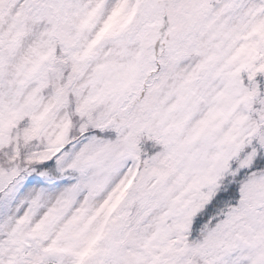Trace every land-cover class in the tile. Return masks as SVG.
<instances>
[{"label": "snow or ice", "instance_id": "snow-or-ice-1", "mask_svg": "<svg viewBox=\"0 0 264 264\" xmlns=\"http://www.w3.org/2000/svg\"><path fill=\"white\" fill-rule=\"evenodd\" d=\"M0 264H264V0H0Z\"/></svg>", "mask_w": 264, "mask_h": 264}]
</instances>
